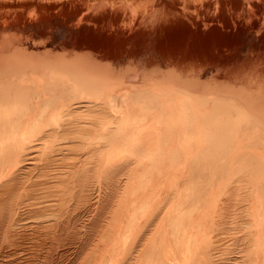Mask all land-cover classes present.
Returning a JSON list of instances; mask_svg holds the SVG:
<instances>
[{
	"label": "bare ground",
	"instance_id": "1",
	"mask_svg": "<svg viewBox=\"0 0 264 264\" xmlns=\"http://www.w3.org/2000/svg\"><path fill=\"white\" fill-rule=\"evenodd\" d=\"M181 32L263 50L264 0H0V264H264V97L73 49Z\"/></svg>",
	"mask_w": 264,
	"mask_h": 264
},
{
	"label": "rangeland",
	"instance_id": "2",
	"mask_svg": "<svg viewBox=\"0 0 264 264\" xmlns=\"http://www.w3.org/2000/svg\"><path fill=\"white\" fill-rule=\"evenodd\" d=\"M47 33L51 36L58 34L56 33L54 28L49 29V32ZM222 39H226L229 41L235 39V35L225 34L221 37L215 36L212 38H207L206 40H199L196 38L193 39L187 34L181 32L179 34L175 33L173 35L162 36V38L157 39L154 42L143 44L141 47H135L141 44H130L129 46H126L122 42L115 39L92 41L89 39L81 38L80 40H78V44L75 43L74 48H72L77 51L81 50L87 54L100 53L107 57L127 54L133 47L135 50H139L141 48V50L145 51V53L149 56L154 55L155 57L159 58H163L164 56H172L171 58L181 61L179 64H176V68L179 72L182 71L184 73H188L190 77L194 76L193 78L196 79L197 77H208L207 80L209 79L210 84L212 82V85L222 84L218 83V81H220L223 82V85H226L230 88L237 86V88L242 87L246 88V90L248 89L249 91H251L252 89L253 91H251V93H255H253V95L256 96V92H259L258 94H262L261 96L257 94V96L264 97V49L259 50L247 48L249 47V45L253 44L245 42L242 38V40H234L230 42L233 46L238 47V49L234 53H230L229 48L228 52H224L226 58L220 59L216 57L219 59L218 60L215 59L214 56L212 57L213 53L210 51V49L215 42L221 43ZM197 72L199 74H197ZM252 77H254V79ZM215 80L216 82H214ZM241 80L243 81V83ZM226 81L228 85L225 83ZM248 81H250V83H248ZM246 84L251 85L248 86ZM258 87L261 88L259 89Z\"/></svg>",
	"mask_w": 264,
	"mask_h": 264
}]
</instances>
